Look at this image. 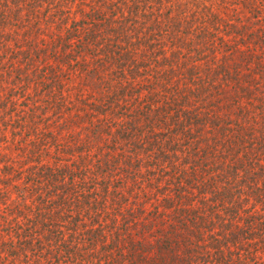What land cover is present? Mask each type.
<instances>
[{"label":"trees","instance_id":"trees-1","mask_svg":"<svg viewBox=\"0 0 264 264\" xmlns=\"http://www.w3.org/2000/svg\"><path fill=\"white\" fill-rule=\"evenodd\" d=\"M0 264H264V0H0Z\"/></svg>","mask_w":264,"mask_h":264}]
</instances>
